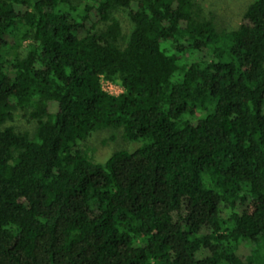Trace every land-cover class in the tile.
<instances>
[{"label":"trees","instance_id":"1","mask_svg":"<svg viewBox=\"0 0 264 264\" xmlns=\"http://www.w3.org/2000/svg\"><path fill=\"white\" fill-rule=\"evenodd\" d=\"M0 264H264V0H0Z\"/></svg>","mask_w":264,"mask_h":264},{"label":"rangeland","instance_id":"2","mask_svg":"<svg viewBox=\"0 0 264 264\" xmlns=\"http://www.w3.org/2000/svg\"><path fill=\"white\" fill-rule=\"evenodd\" d=\"M251 1L252 0H194L200 9L201 17L211 18L219 31H231L235 29L240 23L244 8H246ZM116 17L122 24L124 35H128L131 24L126 15L119 10ZM6 41L8 43L11 42L9 37H6ZM15 53L22 56L24 54V48H20L18 51L6 48V52L3 53V56L6 59H11L14 57ZM185 57L187 59L190 58L188 54H186ZM200 57V55H194L191 59H199ZM105 81L107 80L104 79V82ZM111 83L113 84V94L118 95L123 91L118 82ZM12 125L18 131L26 132H31L34 126L32 122L27 120L26 112L19 109L14 112V121ZM142 144L143 143L140 141H127L122 137L121 130L102 129L93 132L87 140L80 143L79 147L88 152V156L92 161L103 165L114 152L120 150L133 152L140 148ZM254 248L255 244L251 241H247L240 246V253L244 256H248Z\"/></svg>","mask_w":264,"mask_h":264},{"label":"built area","instance_id":"3","mask_svg":"<svg viewBox=\"0 0 264 264\" xmlns=\"http://www.w3.org/2000/svg\"><path fill=\"white\" fill-rule=\"evenodd\" d=\"M102 81H103L104 85H103ZM101 89L104 92H106V93H108L110 95H117V94H113V92H112V90H113V84L111 82H109L108 80L104 82V79L103 78L101 79Z\"/></svg>","mask_w":264,"mask_h":264}]
</instances>
